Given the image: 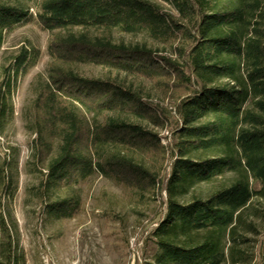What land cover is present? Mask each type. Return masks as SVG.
<instances>
[{"label":"trees","instance_id":"trees-1","mask_svg":"<svg viewBox=\"0 0 264 264\" xmlns=\"http://www.w3.org/2000/svg\"><path fill=\"white\" fill-rule=\"evenodd\" d=\"M36 1H0V52L7 31L33 17L27 3ZM162 1L173 12L154 0L37 4L40 25L59 33L34 102L35 167L53 198L49 214L73 217L75 187L96 173L140 193L163 186L153 264H251L249 235L264 248V0ZM116 34H147L163 48ZM30 55L25 49L6 73L19 74ZM81 65L149 80L170 105L154 104L125 80L74 70ZM8 111L1 101L0 120ZM144 122L167 129L168 146ZM1 158L0 264H27L4 203L17 186Z\"/></svg>","mask_w":264,"mask_h":264},{"label":"rangeland","instance_id":"rangeland-1","mask_svg":"<svg viewBox=\"0 0 264 264\" xmlns=\"http://www.w3.org/2000/svg\"><path fill=\"white\" fill-rule=\"evenodd\" d=\"M15 3L18 0H0ZM165 11L173 8L162 0H154ZM27 3L33 17L7 31L0 52V102L6 101L9 111L2 117L0 129V160L8 157L10 171L16 182V193L5 201L6 213L18 227L19 245L27 264H153L157 246L151 232L163 219L166 211V192L160 187L155 195L133 191L113 178L99 173L75 187L79 208L73 217L57 219L49 214L52 196L40 187L42 175L36 170L34 159V102L41 86L48 82V70L54 61L50 44L58 32L44 29L38 21L37 4ZM116 41L163 48L147 34L115 35ZM31 57L19 74L6 73L14 59L24 50ZM16 69V68H15ZM89 77H112L125 80L139 88L146 99L162 107H169L170 98L149 80L125 76L114 70L93 65L75 66ZM13 79L11 91L7 80ZM114 115L113 113H106ZM100 119H104L102 116ZM144 125L158 132L168 146L167 129ZM170 171L167 167L166 173ZM232 175L228 174L227 178ZM202 191L212 189L203 185ZM66 194L61 193V197ZM251 264H264V248L253 235ZM258 243V245H257Z\"/></svg>","mask_w":264,"mask_h":264}]
</instances>
